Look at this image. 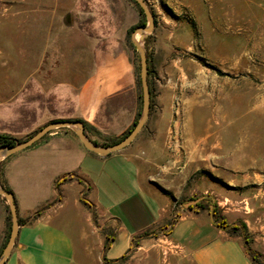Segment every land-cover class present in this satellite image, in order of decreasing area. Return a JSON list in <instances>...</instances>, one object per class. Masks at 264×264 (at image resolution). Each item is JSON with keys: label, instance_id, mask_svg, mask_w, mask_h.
I'll return each instance as SVG.
<instances>
[{"label": "crops", "instance_id": "obj_1", "mask_svg": "<svg viewBox=\"0 0 264 264\" xmlns=\"http://www.w3.org/2000/svg\"><path fill=\"white\" fill-rule=\"evenodd\" d=\"M43 72L41 65L33 74L11 76L9 94L0 102L1 134L24 141L53 122L81 121L88 140L104 146L122 138L138 120L139 87L130 51L101 52L96 66L78 82L45 84ZM182 91L180 77H172L152 99L148 120L137 137L109 156L89 151L73 127L55 128L31 147L10 155L1 166L0 185L12 192L22 223L3 264L117 261L130 252L140 234L164 227L177 260L170 264H254L243 238L212 221L214 203L228 224L247 226L250 247L264 256L261 190L244 195L243 205L236 204L235 209L226 208L229 199L223 195L214 199L213 190L202 192L196 186L188 190L192 170L204 161L210 166L218 163L223 146L218 138L210 141L214 134L209 129L197 137L193 112L175 118L174 101ZM226 158L229 168L241 167L230 163L231 156ZM251 179L264 181L249 178L244 183ZM199 192L210 196L211 204L182 207ZM8 207L0 194V259L8 233ZM108 240L110 246L105 248ZM149 240L155 246L156 241Z\"/></svg>", "mask_w": 264, "mask_h": 264}, {"label": "rangeland", "instance_id": "obj_2", "mask_svg": "<svg viewBox=\"0 0 264 264\" xmlns=\"http://www.w3.org/2000/svg\"><path fill=\"white\" fill-rule=\"evenodd\" d=\"M145 1L155 27L136 40L151 68V101L172 77H180L175 118L193 112L197 137L209 129L210 141L218 138L223 146L218 163L204 161L192 170L188 190H213L214 199H229L226 208L242 206L247 193H264V181L244 183L264 180V0ZM142 25L149 21L135 0H0V102L13 74L30 75L42 65L45 84L78 82L96 66L98 54L114 48L130 51L141 77L133 32ZM142 100L141 114L143 92ZM227 156L241 167L229 168ZM8 157L0 159V170ZM217 217L224 218L222 211ZM140 236L120 261L90 258L84 264L177 261L166 241L167 227Z\"/></svg>", "mask_w": 264, "mask_h": 264}, {"label": "water", "instance_id": "obj_3", "mask_svg": "<svg viewBox=\"0 0 264 264\" xmlns=\"http://www.w3.org/2000/svg\"><path fill=\"white\" fill-rule=\"evenodd\" d=\"M142 8V10L145 12L147 19L149 21L148 26H140L135 29L133 33V42L137 49L141 53V62H142V71H141V83H142V92H143V99H144V106H143V112L141 114V117L139 121L137 122L136 126L133 130L125 137L123 138L119 143L115 145L110 146H98L90 142L86 136L85 133V126L80 121H59V122H53L49 124L48 126L42 128L29 138H27L24 141H21L17 143L14 147H8V146H1L0 147V159L1 156H10L13 154H16L20 151H23L32 145H34L37 141H39L41 138H43L46 134H48L50 131H52L55 128L60 127H77L78 128V137L81 140V142L84 144V146L91 152H94L96 154L102 155V156H109L114 152L120 151L127 146H129L133 140L137 137V135L140 133V131L145 126L146 121L148 120L149 114H150V108H151V94H150V88L148 83V59L146 56V53L142 46L138 43L136 40V35L143 34V33H149L151 32L155 27V20L154 16L150 13V11L147 8L146 1L145 0H135ZM141 39H143V36H141ZM0 194L3 195L6 200L10 204V212L12 217V232L11 237L4 248L3 255L0 259V264H3L5 260L8 258V255L10 254V251L15 244L16 238L18 236L20 223L18 219L17 214V208L16 204L14 202L13 195L4 190L0 185ZM203 202H207L206 196H201L198 198H193L189 202H186L182 204L183 208H191V209H199L200 204ZM211 208V218L212 221L215 223L214 218V204L210 205ZM220 227V226H219ZM221 229L225 230L224 227H220Z\"/></svg>", "mask_w": 264, "mask_h": 264}, {"label": "trees", "instance_id": "obj_4", "mask_svg": "<svg viewBox=\"0 0 264 264\" xmlns=\"http://www.w3.org/2000/svg\"><path fill=\"white\" fill-rule=\"evenodd\" d=\"M142 26H144V25H142ZM150 75H151V68H150V64H149V60H148V83H149V88H150V82H149V76ZM137 82H138V87H139V100H140V108H141L143 100H142V83H141V78L140 77H137ZM150 94H151V89H150ZM140 117H141V110H140V113L138 115V120L136 121L134 126L128 131V133H126L122 138H120L118 140H110L105 146L115 145V144L119 143L123 138H125L131 132V130L134 129V127L136 126V124L139 121ZM19 142H21V141L15 139L14 137H12L10 135L0 134V146L14 147ZM6 191L9 192L10 194H12V192L10 190H8V189ZM206 198L208 199V198H210V196H206ZM7 211H8V217H7L8 233H7L6 242L4 244V248L6 247L8 241H9V239L11 237V232H12V217H11L10 207L7 208ZM217 216H218L217 206L214 203V218H215V222H216L217 226L218 227L219 226L220 227H224L225 230L228 231L232 235L241 236L243 238V240H244L246 249H247L248 253L250 254L254 264H264V256L262 254H260L259 252H256V251L252 250V248L250 247L251 240H250V237H249V232H248L247 226L244 223H242V222H238V223H236L234 225H231V224H228L224 218H221L220 221H219ZM36 217H37V215H35L32 219H30L28 221L31 222ZM19 223L21 224L22 222H19ZM140 237L142 238L143 236H140ZM109 246H110V242L108 240L106 242L105 248H108ZM120 260H117L116 262H118ZM105 261H106V263H111V262H109L107 260H105Z\"/></svg>", "mask_w": 264, "mask_h": 264}, {"label": "flooded vegetation", "instance_id": "obj_5", "mask_svg": "<svg viewBox=\"0 0 264 264\" xmlns=\"http://www.w3.org/2000/svg\"><path fill=\"white\" fill-rule=\"evenodd\" d=\"M207 201H208L209 204H211V202H212V201H211V198H208ZM208 203H207V204H208ZM204 204H206V203L203 202V203H201L200 205H204Z\"/></svg>", "mask_w": 264, "mask_h": 264}, {"label": "bare ground", "instance_id": "obj_6", "mask_svg": "<svg viewBox=\"0 0 264 264\" xmlns=\"http://www.w3.org/2000/svg\"><path fill=\"white\" fill-rule=\"evenodd\" d=\"M139 37H140V35H137V37H136V38H137V39H139ZM3 156H4V155H2V156H1V158H2Z\"/></svg>", "mask_w": 264, "mask_h": 264}]
</instances>
